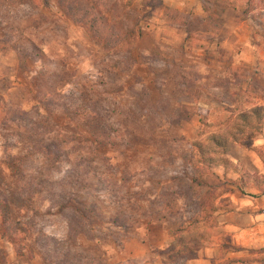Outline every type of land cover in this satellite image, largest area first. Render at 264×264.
<instances>
[{
  "label": "rangeland",
  "instance_id": "374dc122",
  "mask_svg": "<svg viewBox=\"0 0 264 264\" xmlns=\"http://www.w3.org/2000/svg\"><path fill=\"white\" fill-rule=\"evenodd\" d=\"M0 49V208L31 230L19 257L0 238V264L52 259L39 234L76 264H264V196L250 187L215 200L193 256L168 257V233L196 211L191 143L264 106V0H0ZM249 146L203 171L200 195L264 177V127ZM59 202L90 209L91 231L71 241Z\"/></svg>",
  "mask_w": 264,
  "mask_h": 264
},
{
  "label": "trees",
  "instance_id": "16d2710c",
  "mask_svg": "<svg viewBox=\"0 0 264 264\" xmlns=\"http://www.w3.org/2000/svg\"><path fill=\"white\" fill-rule=\"evenodd\" d=\"M34 0H27V2H33ZM45 0H39V4H44ZM1 51L3 49H0ZM264 127V106H252L247 111L239 112L237 115H234L232 121L229 122L228 127L218 134L209 135L202 142L191 143V152L190 159L188 161V166L190 170V178L188 179L190 184V191L192 199L195 200V214L193 217L188 219V221L178 227L175 231H170L168 233L171 240L168 252L171 254L169 258H178L181 259L184 256L191 255L193 256L197 250L202 247L206 237L201 230H205L208 226L211 227L214 225V214L218 212V208L214 204L215 200L225 194H232L235 191L240 195L253 197L252 195H247L244 190L246 188H253L259 192L260 195L264 196V191H261V188H264V177H254L252 176L253 184L242 183L232 181L230 189H222L217 196H214L215 191L217 192V187H214L213 191H205L203 195H200V192L207 188L211 190V187L207 185L204 181L203 171H207L212 168H225L227 166H232V162L228 159V154L232 146L240 147L244 150H252L249 146V142L254 140L257 136L262 133ZM89 135L92 137V126L89 127ZM54 147L55 152H58L59 148L56 144L51 143L50 147L43 148L39 147L47 155V149ZM254 150V149H253ZM256 150V149H255ZM259 152V151H258ZM261 154V152H259ZM84 161L83 158H78V163ZM264 160V159H263ZM264 164V163H263ZM80 165V164H79ZM78 169H80L78 167ZM83 175H76L75 178L79 182H85ZM229 182V181H228ZM80 183V184H81ZM24 185H27L25 183ZM29 184L26 186V195H24L22 201L28 202L29 204L34 201L39 195L35 191H29ZM21 199L22 197H18ZM63 200L64 198H59ZM6 203V202H5ZM57 207L62 210L71 211L70 217L67 219V230L68 238L71 241H75L79 235L84 231L83 228H86L91 231L90 224L92 220V211L90 209H83V211H78L73 208L72 205L68 202L66 204L56 203ZM5 209L0 208V219L3 224L8 225V229L0 234V238L8 242L14 250L16 256H22L19 250L20 238H17V235H24V232L31 233L29 227L24 223L11 222L9 223L8 219L4 213ZM91 217V219L89 218ZM119 218L116 217V220ZM113 225L119 226L115 221L111 222ZM200 228V231L197 229ZM203 228V229H202ZM7 229V228H6ZM197 229V230H195ZM25 230V231H24ZM191 230L193 233H190ZM26 235V233H25ZM43 239V241H42ZM176 239L177 244H174L173 241ZM34 246H39L40 248H46L47 245L53 247L52 251H49L52 259H49V255L43 253H37L38 257L42 260L43 264H68V260L71 264H76L79 261L85 259L80 254L70 253L68 251H63L60 253L61 249L57 248V243L53 239L46 238L42 235H37L36 239L33 241ZM27 254L31 256V252L27 251ZM81 259V260H80Z\"/></svg>",
  "mask_w": 264,
  "mask_h": 264
}]
</instances>
